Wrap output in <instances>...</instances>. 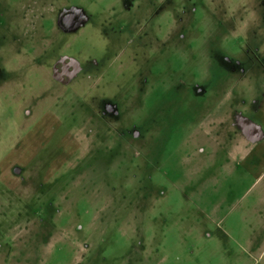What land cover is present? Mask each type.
I'll return each instance as SVG.
<instances>
[{"label": "rangeland", "instance_id": "1", "mask_svg": "<svg viewBox=\"0 0 264 264\" xmlns=\"http://www.w3.org/2000/svg\"><path fill=\"white\" fill-rule=\"evenodd\" d=\"M0 264H264V0H0Z\"/></svg>", "mask_w": 264, "mask_h": 264}, {"label": "flooded vegetation", "instance_id": "2", "mask_svg": "<svg viewBox=\"0 0 264 264\" xmlns=\"http://www.w3.org/2000/svg\"><path fill=\"white\" fill-rule=\"evenodd\" d=\"M74 20L75 19H73L72 13H70V11L69 12L65 11L55 22V26L58 27L59 31L63 33H70L71 28L74 26ZM53 66H54L53 77L55 80H58L61 83H64L66 80L71 79L72 77L77 75L80 71V67L78 63L74 60V58L67 56H63L59 60H56ZM221 105H224L225 110L223 109L222 106L220 105L217 106V104H216V108H218V110L222 108V112L225 113L224 115H227V113L232 111L230 104L227 105L226 103H224ZM105 109L109 110V108H105ZM211 115H212L211 113L206 115L205 117L206 121L210 119ZM204 125H206V123L202 122L199 126H201V128H204ZM237 126L242 130V135L245 137L247 141L256 143L262 139L261 128L259 126L251 123L249 124L245 121H242V119L240 118H237Z\"/></svg>", "mask_w": 264, "mask_h": 264}]
</instances>
